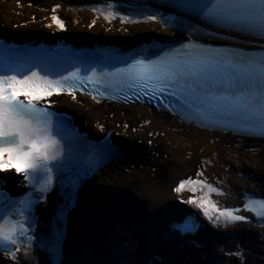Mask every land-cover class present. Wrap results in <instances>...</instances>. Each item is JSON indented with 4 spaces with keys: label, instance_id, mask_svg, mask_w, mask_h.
Instances as JSON below:
<instances>
[{
    "label": "bare ground",
    "instance_id": "6f19581e",
    "mask_svg": "<svg viewBox=\"0 0 264 264\" xmlns=\"http://www.w3.org/2000/svg\"><path fill=\"white\" fill-rule=\"evenodd\" d=\"M41 2L0 0L1 26L54 31L48 13L38 9ZM71 2L62 0L59 8L72 42L88 43L89 37L97 35L131 47L183 36L159 22L132 20L107 25L88 10L75 9ZM135 13L145 14L146 9L137 7ZM32 16L37 19L31 20ZM53 101L72 112L82 128L99 137L109 132L110 143L117 149L112 161L89 177L74 196L73 205L65 209L63 236L50 254L58 264H122L125 248L112 216L121 215L125 207L139 211L144 218L140 264H264V227L206 225L193 238L171 237L172 224L191 208L186 197L175 192L177 181L188 174H205L215 182L222 192L215 197L221 207L237 205L246 192L264 197V141L201 131L145 106L96 105L85 98L64 96ZM56 206L47 199L38 209L46 227L37 241L46 233ZM31 254L16 262L0 256V264H50L42 250L34 248Z\"/></svg>",
    "mask_w": 264,
    "mask_h": 264
},
{
    "label": "snow or ice",
    "instance_id": "6c2138e0",
    "mask_svg": "<svg viewBox=\"0 0 264 264\" xmlns=\"http://www.w3.org/2000/svg\"><path fill=\"white\" fill-rule=\"evenodd\" d=\"M186 6L201 12L207 19L236 23L249 31L264 35V0H209L208 3H192ZM53 19L63 27L56 17ZM248 63L264 79V62ZM36 76V73H32L31 77L17 79L15 75H0V171L14 168L17 173L23 172L26 176L41 171L50 173L52 169L49 164L63 154L59 141L52 134L47 113L32 103L44 96H51L53 82L40 77L43 83L36 84L33 81ZM55 84L58 85L59 81ZM21 95L30 97L29 102L20 100ZM259 100L261 117L264 118V89L259 93ZM185 183L192 181L182 182L176 191L181 192ZM258 203L261 209H264V201ZM257 214H264V211ZM220 215L229 220L244 219L234 216L232 211L228 210ZM13 235L14 232L0 225V241L15 243Z\"/></svg>",
    "mask_w": 264,
    "mask_h": 264
},
{
    "label": "rangeland",
    "instance_id": "374dc122",
    "mask_svg": "<svg viewBox=\"0 0 264 264\" xmlns=\"http://www.w3.org/2000/svg\"><path fill=\"white\" fill-rule=\"evenodd\" d=\"M62 14V13H61ZM67 23V22H66ZM67 25H68V23H67ZM0 27H1V29H2V31H3V29L6 31V30H12L11 31V33H13V34H21L22 35V37H26V36H29V35H31V33H32V35L30 36V37H34V36H37V35H43V33H45V32H50V31H48L47 29H39V30H34V29H22V30H18V29H15V28H13V29H11V28H6V27H4V26H1V24H0ZM86 29H87V32L89 33L90 32V30L88 29V27L86 26ZM85 29V30H86ZM14 30V31H13ZM28 30H30V31H32V32H29ZM28 31V32H27ZM51 35H52V33H50ZM49 34V35H50ZM68 34V33H67ZM92 36V35H91ZM184 38V37H183ZM100 39H106V40H108L109 38H107L106 36L105 37H102V36H97V35H94V36H92L91 38L89 37V41L88 42H90V41H92V40H94L95 42H97L98 40H100ZM161 41V40H160ZM161 42H164V41H161ZM90 133H91V131H90Z\"/></svg>",
    "mask_w": 264,
    "mask_h": 264
}]
</instances>
